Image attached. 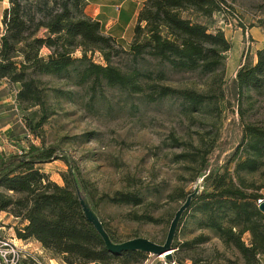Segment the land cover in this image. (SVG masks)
Segmentation results:
<instances>
[{"label": "trees", "instance_id": "obj_1", "mask_svg": "<svg viewBox=\"0 0 264 264\" xmlns=\"http://www.w3.org/2000/svg\"><path fill=\"white\" fill-rule=\"evenodd\" d=\"M224 4L225 0H143L130 42L124 45L105 34L99 21L85 14L86 0H8L0 25V80L18 85L15 99L21 110L39 107L37 119L26 121L33 134L51 114L37 78L42 75L69 78L75 86L89 82L92 88L104 83L121 90L145 92L147 102L174 98L188 114L217 116L228 103L229 93L242 118L240 104L264 96V44L256 49L253 61L243 62L236 70L231 88L224 87L225 53L232 45L216 22L211 26L202 20H212L215 13L221 15ZM43 48L48 49L46 55L42 54ZM77 49L81 55L74 57ZM95 51L104 64L93 62L87 55ZM121 56L130 60V71L112 63V58ZM181 72L195 73L207 80L200 88L162 83ZM212 150L210 144L205 155ZM57 151L53 146L30 144L20 154L0 153V211L17 218L19 224L25 223L14 227L16 237L39 242L50 258L63 264L139 263L146 252H111L87 219L79 192L87 194L85 199L94 211L95 205L72 161L63 159L68 165L63 186L51 181L38 167L56 159ZM196 160L202 166V190L171 195L184 198L185 203L194 193L178 226L189 214L197 227L210 230L222 244L223 251L215 249V259H224L227 264H264V212L258 209L259 201L264 199V119L242 122L239 143L218 169L207 170L204 155ZM109 200L137 206L143 197L137 192L118 191ZM135 218L157 221L150 214ZM101 225L111 242H124L117 240L102 220ZM209 240L208 235L200 233L180 243L174 238L172 247L180 253ZM227 251L234 259L226 256ZM189 259L192 264L203 260ZM17 264L44 262L24 252Z\"/></svg>", "mask_w": 264, "mask_h": 264}, {"label": "rangeland", "instance_id": "obj_2", "mask_svg": "<svg viewBox=\"0 0 264 264\" xmlns=\"http://www.w3.org/2000/svg\"><path fill=\"white\" fill-rule=\"evenodd\" d=\"M3 5L0 2V12ZM221 13H215L212 20H202L211 26L216 22L232 45L225 53L224 87L229 89L238 66L253 61L256 49L264 43V0H225ZM47 53L48 49L43 48L42 54ZM80 55L79 49L73 52L74 57ZM87 55L93 62L104 64L98 51ZM112 63L130 71V60L125 56L112 58ZM37 78L41 80L39 86L46 93L51 114L36 134L27 128L26 121L37 119L39 107L21 110L15 99L18 85L0 80V153L20 154L30 144L56 147V159L38 167L51 181L63 186V176L68 173L63 159L72 161L95 205L96 211L89 207L87 194L79 192L87 214L95 221L106 223L119 241L141 237L163 245L176 211L184 204V198L171 195L177 191L185 195L203 188L204 176L200 174L202 166L197 156H205L207 170L218 169L239 143L242 122L264 119V96L255 97L252 103L242 102V118L236 100L229 93L228 103L217 116L188 114L181 110L179 100L170 97L147 102L145 92L141 91L121 90L104 83L92 88L89 82L75 86L69 78L52 75ZM206 80L195 73L181 72L162 83L200 88ZM210 144L213 150L205 155ZM118 191L137 192L143 202L136 206L109 200ZM145 214L153 215L157 221L135 218ZM200 233L208 235L210 240L193 250L175 252L174 238L180 243ZM9 240L0 232V242ZM173 240V250L168 252L176 264H192L189 257L203 259L195 264L205 261L227 264L214 256L215 249L223 251L220 241L210 230L197 227L189 214L181 225L177 223ZM226 256L234 259L229 251ZM164 259L146 252L135 264H164Z\"/></svg>", "mask_w": 264, "mask_h": 264}, {"label": "crops", "instance_id": "obj_3", "mask_svg": "<svg viewBox=\"0 0 264 264\" xmlns=\"http://www.w3.org/2000/svg\"><path fill=\"white\" fill-rule=\"evenodd\" d=\"M5 1L8 0H0L4 4L0 12V20L3 10L8 8V2L6 4ZM142 2L143 0H86L84 11L87 16L99 21L105 34L111 35L116 40L127 45L130 42L132 28ZM0 222L1 235L9 237L23 252L37 256L44 263L47 260L48 264H63L56 259L50 258L39 242L21 240L16 237L14 227L22 226L25 223L19 224L17 218L4 211H0Z\"/></svg>", "mask_w": 264, "mask_h": 264}, {"label": "water", "instance_id": "obj_4", "mask_svg": "<svg viewBox=\"0 0 264 264\" xmlns=\"http://www.w3.org/2000/svg\"><path fill=\"white\" fill-rule=\"evenodd\" d=\"M196 192V191H195ZM194 192V193H195ZM192 193L191 195H189L185 201V203L180 207V209H178L175 213V216L173 218V220L170 223L169 226V230L167 233V237L166 240L164 242L163 245H158L152 241H150V239H146V238H141V237H137V238H133L127 241H124L122 243H114L111 242L107 236V234L105 233L102 225L100 222L95 221L93 218H91L88 214L87 211L85 209V205L83 203V199L80 198V202L83 208V211L87 217V219L91 220V222L93 223V225L95 226L96 230L100 233V235L103 237V240L105 241L106 247L111 251V252H119L122 250H141L144 252H149L155 255H162L165 253V251H170L173 250L171 247V243L173 240V235L175 232V228L177 226V223L179 221L180 215L183 212V210L187 207L191 196L194 194ZM197 193V192H196ZM258 209L261 212H264V199L260 200L258 203ZM165 259L167 260H171L172 259V255L171 253H169L168 255L164 256Z\"/></svg>", "mask_w": 264, "mask_h": 264}, {"label": "built area", "instance_id": "obj_5", "mask_svg": "<svg viewBox=\"0 0 264 264\" xmlns=\"http://www.w3.org/2000/svg\"><path fill=\"white\" fill-rule=\"evenodd\" d=\"M12 242V243H11ZM24 252L12 240L0 242V264H17ZM164 264H176L174 259H164Z\"/></svg>", "mask_w": 264, "mask_h": 264}, {"label": "bare ground", "instance_id": "obj_6", "mask_svg": "<svg viewBox=\"0 0 264 264\" xmlns=\"http://www.w3.org/2000/svg\"><path fill=\"white\" fill-rule=\"evenodd\" d=\"M170 252H168V251H165V253L164 254H162L161 256H166V255H168Z\"/></svg>", "mask_w": 264, "mask_h": 264}]
</instances>
